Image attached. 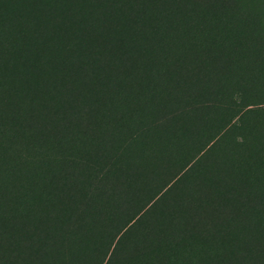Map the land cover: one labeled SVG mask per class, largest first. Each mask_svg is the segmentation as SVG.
<instances>
[{
	"label": "rangeland",
	"instance_id": "obj_1",
	"mask_svg": "<svg viewBox=\"0 0 264 264\" xmlns=\"http://www.w3.org/2000/svg\"><path fill=\"white\" fill-rule=\"evenodd\" d=\"M160 1L0 0V211H16L20 218L28 219L21 223L29 222L30 226L42 221L44 227L54 223L62 226L61 220L69 225L74 212L90 204L95 211L101 210L102 218L93 224L89 222L80 235L88 242V249L99 256L101 244L97 235L100 229L113 231L115 223L122 225V219L132 210L129 207L124 211L123 200L116 207L112 203H91L97 201L104 182L120 185V181L126 180L121 182L124 188L139 186L143 193L149 194L163 188L161 193L165 191V194L113 264H129L130 259L135 264H188L187 258L192 257L195 245L203 246L210 241L203 234L207 231L209 213L204 217L198 212V197L220 185L224 193L215 199L219 202L225 198L227 208L233 206L229 205L233 194L229 187L249 176L246 169L250 170L247 162L253 153L250 147L247 146L246 158L229 162L231 166L227 167L217 155L201 151L208 137L202 136L194 120L199 114L193 113L190 122L181 116L192 101L198 105L203 100H213V95L224 89L222 77L237 81L238 66L242 64L236 62L232 51L216 53L217 58L212 62L211 50L197 53L198 61L193 62L191 51L183 49L185 39L180 26H190V18H194L198 26L205 21V13L216 19L215 14L220 16L230 7L245 16L240 11L245 0H166L179 4V13L173 16L162 12ZM136 4L141 11L135 10ZM121 9H131L128 18L133 20L132 24L121 21ZM102 18L114 20L113 34L129 45L119 62L132 64L129 73L134 76L141 71L146 74L144 78L149 77L144 80L146 85L156 82L152 76L157 72L168 67L176 69L177 62L167 66L163 64L164 59H160L167 43L175 51L171 56L178 60L192 58L195 76L188 75L184 68L180 70L179 86L166 85L160 89V94L153 95H149L148 90L135 88L136 95L129 96L131 89H125L136 85L137 78L124 74L117 79L103 78L108 81L102 86L90 83L82 97L74 95L68 99L65 91L75 84V74L67 66L63 67L67 63L63 56L67 49L61 45L67 39L73 40L81 26L89 30L97 28ZM161 19L164 22L161 23ZM256 24L251 22L255 27ZM155 26L157 35L151 36ZM138 31L143 36H139ZM146 36L148 40L149 36L162 40V45L154 41L155 49L144 52L141 42ZM132 37L136 41L129 43ZM262 42L257 36L251 44L262 48ZM253 63L250 62V67ZM124 76L129 85L123 84ZM139 92L146 97H139ZM98 99L106 102L104 107ZM115 102L123 110H119ZM3 107H7V112ZM198 111L202 113L203 109ZM95 114L104 115L98 118L97 124L93 119ZM84 117L83 125L77 122ZM260 119L264 122V113ZM140 154L148 160L147 170L140 171ZM40 158L44 161L34 165ZM254 158L260 167L258 174L264 179V146ZM133 165L139 171L131 170ZM49 168L50 173L44 172ZM233 170L236 178L226 181L224 172ZM118 189L119 186L114 191ZM260 192H257L259 196L264 197ZM135 194L130 192L132 201ZM93 209L83 215L92 214ZM196 209L197 214H194ZM220 223L223 221L217 222L216 229L221 230L222 237L237 243L242 241L241 232L252 227L247 221ZM14 226L16 223L7 227ZM257 226V230L246 233L251 239L262 237L264 225ZM120 235L107 242L112 243L110 251ZM205 236L209 237L207 233ZM128 247L131 250L126 252ZM188 248L189 253L184 254ZM109 253L104 257L103 252L100 264L105 263ZM127 253L130 259H125ZM84 262L94 264L87 257Z\"/></svg>",
	"mask_w": 264,
	"mask_h": 264
},
{
	"label": "trees",
	"instance_id": "obj_2",
	"mask_svg": "<svg viewBox=\"0 0 264 264\" xmlns=\"http://www.w3.org/2000/svg\"><path fill=\"white\" fill-rule=\"evenodd\" d=\"M137 5L134 6L135 10L141 11ZM159 5H161L162 12L168 16L179 13V4L175 1L161 0ZM130 10L121 9L123 12L121 21L126 24L133 23V20L128 18V11ZM240 11L245 16L239 15L236 8L230 7V10H224L220 16L215 14L216 19L210 18L212 14L205 13V21L198 26H196L194 18L192 20L190 18L192 23L190 26H180V33L182 32V37L185 39L183 49L185 52L191 51L193 62L198 61L197 58L195 59L197 53L211 50L212 62L216 60L219 52L232 51L236 62L240 61L242 64L238 66L237 81L222 77L220 80L224 89L213 95V100H203L198 105H195V102L192 101L181 115L190 122L193 119V113L199 114V117L194 120L202 136L208 137L201 151H204L203 154L209 151L211 152L209 155H217L221 161L227 163V167L231 166L232 161L246 158L247 146L253 151L247 161L250 170L246 169V172H249V176L245 177L244 181L235 182L229 187L233 191L229 205L233 206L227 208L225 198L219 202L215 199L224 193L222 191L223 187H220V185L213 186L208 194H202L200 198L198 197V202H196L199 207L197 208L198 212H201L204 217L206 212L209 213L207 231L203 234L210 241L204 243L203 246L195 245L191 251L192 257L187 258L188 264H264V227L262 228V237L251 239L246 234L257 230L258 224L264 225V197L259 196V193H257L261 191L260 193L264 195V179L258 174L260 167L256 158H254L259 153L260 148L264 146V122L260 119L264 113V0H245V4L241 6ZM187 12L189 11L185 13ZM111 14L114 15L115 12ZM160 22L162 23L164 20L161 19ZM251 22H256L257 26L251 25ZM114 24L115 21L111 18H102L97 28L89 30L81 26V30L73 37V40L67 39V42L61 45V48L65 47L67 49V52L63 55L67 63L63 64V67L66 68L67 66V69H71L75 74V84H71L68 90L65 91L68 99L74 95L78 98L82 97L87 92L90 83L94 82L95 85L102 86L108 81L103 78L112 77L117 79L119 75L124 74L137 78V82H134L136 85L132 87L126 83L124 76L123 84L129 85L125 90L131 89L129 96L130 94L136 95L133 92L135 88L137 91L148 90L149 95H153L155 93L160 94V89L165 88L166 85L175 87L178 80L181 83L180 70L184 68L187 69L188 75L195 76L192 58L178 60L171 56L175 54V51L173 52L172 45L167 43L165 50L160 53V59H164L163 64L167 66L172 62H177L176 69L168 67L160 73L157 72L156 76L152 77L156 82H159L146 85L145 81L149 79V77L144 78L147 76L146 74L141 71V73L134 76V73H129L132 64L127 66L119 62V60H122L121 55H124L129 45L122 43L118 37H115L111 28ZM156 26L151 29L154 31L151 36L157 35L155 32ZM138 34L143 36L140 31H138ZM257 36L263 39L262 48L251 44ZM159 38L161 37L159 36ZM135 41V37H132L128 42L134 43ZM154 41L162 45V40L150 39V36L148 40V36L144 37L141 42L142 50L144 52L149 48L154 50ZM251 61H254V63L250 67ZM217 73L216 71L215 75ZM158 74L160 75L157 76ZM59 77L54 76L56 79ZM186 78L191 81L189 77ZM251 80L254 82L251 83ZM139 87L141 89H138ZM139 97L146 96L139 92ZM129 98L134 99V97ZM61 100L65 105L64 100ZM136 100L138 101V97ZM98 101L100 106H105L106 102L104 100L98 99ZM114 105H117V103L115 102ZM117 107L119 110H123L118 105ZM3 109L7 112V107H3ZM201 109H203L202 113L198 111ZM66 110L69 111L70 108H66ZM96 115L98 114H95L93 119H96L97 124L98 118L104 115H98L97 117ZM84 120L85 117L77 122L81 123ZM188 127H191V123ZM217 136V140L209 144ZM42 161H44V158L36 159L34 165L37 166V163L41 164ZM139 162L140 171L147 170L148 160H146L145 155L142 157L140 154ZM42 165L44 167V164ZM49 170L50 168L44 170V172H49ZM131 170H135L134 165ZM135 171H132V173L138 174ZM224 174L226 175V181L229 178H236L235 170L229 173L225 171ZM121 182H126V180L120 181V185L116 183L110 185L109 182L105 181L97 201L91 202L103 205L112 203L116 207L119 201L123 200L126 205L124 211L128 210L129 207L132 208L128 212V217L122 219V225L115 223L114 228L116 229L113 231L108 232L99 228L100 231L97 235L101 244L99 256L93 250L88 249V242L82 240L83 235H80L89 222L92 223L98 218H102L101 210L99 212L95 211L90 204H86L84 208L74 212L72 219L68 222L69 225H65L61 220L62 226H56L54 223L51 226L44 227L42 226L43 221L38 225L30 226L29 222L21 223L28 219L20 218L21 216L16 211L4 210L6 212L0 211V264H86L84 262L86 257L94 264H100L101 260L99 259L103 252L105 257L110 251L113 239L116 238V235L121 234V230L125 226H128L117 239L104 263L113 264L121 254L124 245L140 231V226L146 222L151 210L157 205L158 199L165 194V191L161 193L163 188H156V191L150 194L143 193V188L139 186L126 189ZM117 186H119V189L114 191ZM131 191L136 192L134 201L131 200ZM156 197L157 199H155ZM153 200L155 201L151 203ZM79 207L80 204L77 209ZM91 209H93L92 214L88 215ZM197 209L194 214H197ZM87 211L88 213L83 215ZM214 219L217 222L223 221V223H220L222 225H225L226 221H247L252 227L248 231L243 230L241 232L242 241L237 243V241H229L222 237L221 230L216 229L217 222H213ZM15 223L16 226L7 227L9 224L14 225ZM48 223L49 221L47 225ZM205 233L209 237L205 236ZM109 241L111 242L107 244ZM66 245L68 246L66 247ZM134 246H136V243L132 245V247ZM130 250L128 247L126 252ZM189 250L190 248L185 250L184 254H188ZM125 259H130L129 253L126 254ZM129 264H135V262L130 259Z\"/></svg>",
	"mask_w": 264,
	"mask_h": 264
}]
</instances>
